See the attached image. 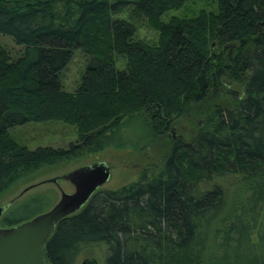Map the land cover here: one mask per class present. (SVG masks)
<instances>
[{
  "label": "trees",
  "instance_id": "obj_1",
  "mask_svg": "<svg viewBox=\"0 0 264 264\" xmlns=\"http://www.w3.org/2000/svg\"><path fill=\"white\" fill-rule=\"evenodd\" d=\"M189 1L0 0V34L23 47L13 58L0 46V201L43 166L156 144L186 115L196 129L158 170L97 191L61 220L50 264H77L98 244L104 264H264V0H206L197 15L165 20ZM138 17L159 33L156 44L137 37ZM77 50L87 66L67 92L62 75ZM46 122L76 127L77 143L30 150L10 137ZM54 204L42 193L14 202L2 225Z\"/></svg>",
  "mask_w": 264,
  "mask_h": 264
},
{
  "label": "rangeland",
  "instance_id": "obj_2",
  "mask_svg": "<svg viewBox=\"0 0 264 264\" xmlns=\"http://www.w3.org/2000/svg\"><path fill=\"white\" fill-rule=\"evenodd\" d=\"M206 0H191L180 11L168 13L165 18L168 21L172 16L192 17L197 15L200 9L206 6ZM121 18L128 19V13L119 15ZM137 31V37L150 44H156L159 40V33L154 30L143 17L132 19ZM0 46L10 52L13 58H18L23 52V47L15 44L9 36L0 34ZM87 55L81 50H77L72 61L64 70L62 83L64 90L74 92L78 89L81 77L87 66ZM233 90L240 89L237 83L233 84ZM227 103H231V98H227ZM225 100V102H226ZM189 115L182 117L172 126L165 139L156 144L149 145L147 142L141 146H132L126 144L125 147L109 148L103 152L87 154L84 157L63 161L54 166H43L39 170L26 173L21 180L9 190L1 199L0 207L6 206L11 201L18 198L15 202H21L36 194H48L57 204L62 193H74L75 187L61 177L67 175L78 168L95 163H106L111 170V179L103 185L100 190H115L123 186L140 181L145 176H149L152 171L158 170L166 158L170 155L174 142L183 141L189 143L196 133L193 122ZM136 129L141 135V141L144 143L150 138L148 131L141 130L139 126ZM140 129V130H138ZM135 132V131H134ZM128 133V132H127ZM11 139L19 146L35 150L40 147L68 149L71 144L77 143V128L62 122L29 123L18 126L10 130ZM138 134H127V139L131 137L139 138ZM141 143V142H140ZM59 178L58 183H51L50 180ZM28 190L26 193L25 191ZM54 204V205H55ZM6 229L0 220V230ZM108 255L107 247L104 244L90 246L84 249L79 256L77 264H82L85 260H95L98 264H104Z\"/></svg>",
  "mask_w": 264,
  "mask_h": 264
},
{
  "label": "water",
  "instance_id": "obj_3",
  "mask_svg": "<svg viewBox=\"0 0 264 264\" xmlns=\"http://www.w3.org/2000/svg\"><path fill=\"white\" fill-rule=\"evenodd\" d=\"M75 187L74 193H62L49 211L14 228L0 230V264H50L46 246L59 222L82 210L92 196L111 179L110 167L102 162L86 165L61 177ZM59 178L50 180L58 183ZM28 190L25 191V193ZM0 207V220L17 200ZM82 264H98L85 260Z\"/></svg>",
  "mask_w": 264,
  "mask_h": 264
}]
</instances>
